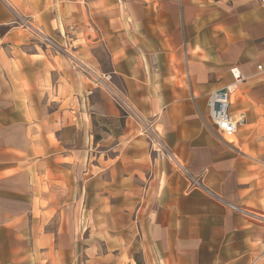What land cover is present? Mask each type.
I'll return each instance as SVG.
<instances>
[{
	"label": "crops",
	"instance_id": "obj_1",
	"mask_svg": "<svg viewBox=\"0 0 264 264\" xmlns=\"http://www.w3.org/2000/svg\"><path fill=\"white\" fill-rule=\"evenodd\" d=\"M35 26L60 43L72 26L69 43L83 35L72 51L84 64L46 46ZM103 44L136 103L147 99L163 150L124 151L123 135L114 157L92 150L78 82L102 67L93 47ZM259 63L257 0H0V264H89L86 228L77 232L67 217L81 202L79 211L88 210L93 178L101 217L136 216L143 264H264V144L248 127L262 109L264 79L253 77ZM235 66L259 84H238L232 112L246 116L233 134L238 141L217 131L207 107L212 90L233 82ZM243 89L252 94L250 112ZM185 169L200 185L191 186ZM143 199L149 209L139 214ZM108 200L116 203L110 212Z\"/></svg>",
	"mask_w": 264,
	"mask_h": 264
},
{
	"label": "rangeland",
	"instance_id": "obj_2",
	"mask_svg": "<svg viewBox=\"0 0 264 264\" xmlns=\"http://www.w3.org/2000/svg\"><path fill=\"white\" fill-rule=\"evenodd\" d=\"M83 2V0H81ZM97 1V0H96ZM85 3V2H84ZM93 8V15L95 14L94 8L97 7L96 5H91ZM85 22L89 24V18L87 14H85ZM55 27L56 23L54 22ZM36 31L34 32L41 36L40 28L34 27ZM39 30V32H38ZM44 34L52 37L50 34L43 32ZM65 33V32H64ZM74 30L72 26H69V36L61 33L63 36V40L60 43L58 40H55L53 45H50L46 42L43 38V42L46 46H49L51 49H56L58 51H65L69 55L72 56L74 59L73 61H78L77 64L80 62L84 64L83 59L74 53L72 49L77 47L78 43H84L83 35H81V39L79 41H73L72 44L70 38L73 37ZM70 37V38H68ZM88 43H92V41H86ZM93 51L97 57V59L101 62L102 67L100 64L97 68L93 67L90 68V72L88 77L81 74L82 78L78 82L79 84V96L86 97L88 102V111L91 116V128L93 139L95 140L94 149H92L95 153L98 150L107 149V154L111 157L115 156L114 147L117 146L119 143L120 135H123L121 140V148H124V151L129 149L139 151L141 156L147 154L148 148L157 150H163L162 142L154 136V123L153 115H151L147 109V99L143 98L142 100L145 102L143 105H139L136 103L135 99L133 98V94L131 93V89L127 88L124 83L121 82L118 75L113 72L111 67V60L109 51L107 50L106 46L103 45H94ZM97 62V61H96ZM76 63V62H74ZM255 78H247L244 83L249 85L247 87H256L260 85H264V80L258 83H250V80ZM229 83V82H228ZM262 89L259 92H263L261 100H257V107H261V111L259 113V121L257 123L249 125V129H257L258 134L253 135L252 138H256L264 144V86H260ZM244 91V102L247 103V110L250 112L251 109V92L248 89H243ZM75 109H78L79 102L78 99L75 97ZM236 103H234L235 105ZM233 105V106H234ZM84 108H86V104L83 102ZM255 107V106H254ZM77 111V110H76ZM72 119L75 118V113H69ZM251 117V115H250ZM157 130H162L161 125H157L155 127ZM226 137H230L226 136ZM123 146V147H122ZM152 149V150H153ZM103 156L105 152L102 153ZM165 156V155H164ZM264 157V154L262 155ZM163 157V155H162ZM93 160H96L93 158ZM111 162V161H110ZM131 162V161H130ZM138 167V163L136 164ZM131 171V164L130 168L128 169ZM95 174V171L92 172ZM142 178L144 181L147 180V175L142 174ZM147 185H144L143 192L141 193L142 197L146 194ZM89 192V200H88V210L82 214L80 208L82 207V202L78 207V212L73 217L68 216L69 223H75L77 232H81L82 228H86L87 240L90 241V249L85 256L88 257L90 260L89 264H99L102 260L103 263H106L107 257V264H128L129 261H132L135 258L138 264H143V253L140 249L141 246V238L142 235L138 231L140 227L137 226L136 223V216L131 217H115L109 216L108 220H105L99 214L100 209V199L97 194L100 192V182L98 178H93L91 180V185L88 189ZM108 212L112 209V204H116L115 201L108 200L107 202ZM147 200L143 199L137 206H143L140 210L141 214L144 210L149 209L147 204ZM126 206L131 207L137 205V202H125ZM115 207V205L113 206ZM80 213V214H79ZM117 220L119 221L118 226H120L119 233L122 234L123 238L120 236L116 237V226ZM108 225V231L105 233L100 232V229L106 228ZM138 227V228H137ZM87 228H89L87 230ZM83 234V235H84ZM106 234V236H105ZM82 235V241H83ZM107 237V238H105ZM117 240L118 243L116 242ZM123 247L121 252V259L117 261V255L120 251L115 249L116 245L122 244ZM83 249L82 246L79 248L77 255L80 258H83Z\"/></svg>",
	"mask_w": 264,
	"mask_h": 264
},
{
	"label": "built area",
	"instance_id": "obj_3",
	"mask_svg": "<svg viewBox=\"0 0 264 264\" xmlns=\"http://www.w3.org/2000/svg\"><path fill=\"white\" fill-rule=\"evenodd\" d=\"M259 5L264 9V0H257ZM42 38L50 45L55 43V40L40 32ZM256 73L253 77L264 79V64L259 63L256 68ZM231 74L233 76V83L240 84L245 80V77L238 66L231 68ZM233 92L234 88L230 84L216 88L212 90L207 99V107L209 110V116L216 127L217 131L225 138L226 135H231L237 132L238 127L246 121V116L243 114L242 120H238L233 114ZM186 170V169H185ZM188 177V181L191 182V186L200 185L198 177L192 176L189 171L185 173ZM237 208L236 206H233Z\"/></svg>",
	"mask_w": 264,
	"mask_h": 264
},
{
	"label": "bare ground",
	"instance_id": "obj_4",
	"mask_svg": "<svg viewBox=\"0 0 264 264\" xmlns=\"http://www.w3.org/2000/svg\"><path fill=\"white\" fill-rule=\"evenodd\" d=\"M38 32H39V30H38ZM230 85L232 86V88H234V92H233L232 98H233V101L236 102L237 97L240 95V90L238 89L239 88V85L238 84H234L233 82L230 83ZM237 119L241 121L242 120V116L241 115L240 116H237ZM226 136H229V135H226ZM229 138L232 139V140H234V141H238L237 138L233 134H231Z\"/></svg>",
	"mask_w": 264,
	"mask_h": 264
}]
</instances>
